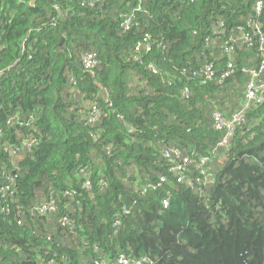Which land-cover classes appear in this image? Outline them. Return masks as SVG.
<instances>
[{"label": "trees", "instance_id": "trees-1", "mask_svg": "<svg viewBox=\"0 0 264 264\" xmlns=\"http://www.w3.org/2000/svg\"><path fill=\"white\" fill-rule=\"evenodd\" d=\"M257 1L264 36V0H0V264H264V104L225 147L212 120L239 110L264 58L240 40ZM169 149L192 161L191 184Z\"/></svg>", "mask_w": 264, "mask_h": 264}, {"label": "built area", "instance_id": "built-area-1", "mask_svg": "<svg viewBox=\"0 0 264 264\" xmlns=\"http://www.w3.org/2000/svg\"><path fill=\"white\" fill-rule=\"evenodd\" d=\"M21 1L23 3H26L28 0H21ZM262 9H263L262 2L257 1L254 7L255 16L252 17L251 20L248 22L247 29L244 30L243 28H239V31L241 32V37H240L241 43L247 48L256 47L258 52L260 53V56L261 54L264 53V36L261 32L260 24L258 20L262 12ZM129 23L130 21L125 22L124 24L125 28L128 27ZM222 27H223V23L219 22L214 29V35L217 36V39H220V35L222 34ZM206 42L209 43L210 41L206 40ZM230 43H231L230 39L224 42V52L227 55L232 54L234 51V47ZM81 62L83 68H85L86 70L93 69L98 63L95 56L92 54H84L81 57ZM263 71H264V58H262L260 67L258 69L252 70L247 73L249 76V81L246 85L245 101L242 104V106L239 108V110L235 111L231 115V117L225 118V116L219 112L212 113L214 128L217 131H221L223 133L220 141L217 143V148L225 147L229 143V141L233 138L237 127H239L245 121L247 112L253 105L264 104V79L261 77ZM233 73H234V66L232 64H228L226 67V71L222 76V81H224L225 78L229 77ZM199 76L202 78L201 84L202 85L207 84V82L213 76L212 67L210 65L204 66L203 69L200 71ZM183 96L187 97L188 92L187 91L183 92ZM98 118H99V111L96 108V106H92L90 108V113L88 118L89 124H93L95 121L98 120ZM29 147H30L29 140H25L22 142L20 146L17 147L9 146L5 148V152L10 157H17L21 152V149L23 148L27 149ZM164 156L166 158L173 157L170 173L175 177L176 182L179 184L182 183L191 184V182L188 179L187 167L189 164L192 163V161L189 159H184L180 161L181 153L177 149H169L165 151ZM216 158H217V154L214 153L213 155H211V157L202 158L198 163L197 170L199 171V175L202 177L203 184H207L211 180V176L208 174L207 170L205 169V166L206 164L212 162ZM165 183L166 180L164 178H160L159 182L156 185L149 184L143 187L142 193L145 194L147 191L157 190L161 185ZM83 188L86 191H90L91 190L90 182L88 181L84 182ZM65 194L67 195L69 193L66 192ZM162 205L164 208H166L168 206L167 200H163ZM54 211H55L54 202L50 201L48 203L46 202L41 204L39 207L33 210V213L44 215V214L52 213ZM124 213L127 214L128 212L124 211ZM63 223L66 225L69 224L66 219L63 220ZM95 264H145V260L133 261L121 255L114 260L97 259L95 260Z\"/></svg>", "mask_w": 264, "mask_h": 264}]
</instances>
